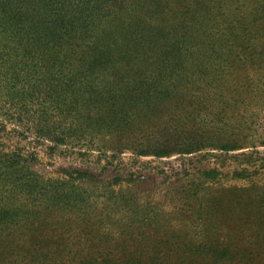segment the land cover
<instances>
[{
	"label": "rangeland",
	"instance_id": "374dc122",
	"mask_svg": "<svg viewBox=\"0 0 264 264\" xmlns=\"http://www.w3.org/2000/svg\"><path fill=\"white\" fill-rule=\"evenodd\" d=\"M223 2L143 0L130 11L142 20L164 17L159 26L202 31L208 35L206 50L218 43L211 58L206 50V58L187 56L190 78L179 91L163 79L169 85L155 87L163 97L153 107L122 109L117 96L131 78L142 77L149 84L171 76L154 71L158 58L146 36L124 50L126 58H135L130 65L107 67L90 79L81 76L82 89L70 96L48 92L44 84L70 69L71 61L76 68L79 48L72 58L37 65L32 94L46 110L71 109L57 119L63 128L81 126L77 120L84 119L88 128L79 130L81 143L90 144L66 153L33 144L37 159L31 167L44 178L86 172L90 183L112 185L118 196L122 192L131 201L129 208L119 209L102 189L89 190L83 200L91 208L80 216L44 211L33 224L9 226L4 232L0 228V264L17 254H30L24 262L33 257L40 261L61 255L78 239L89 244L97 236L110 240L115 235L129 251L155 242L186 251L190 240L208 242L210 250L191 264H264V0ZM223 15L229 20L214 41V27ZM168 29L162 28L165 33ZM137 67V73L125 74ZM7 108L0 109V119ZM211 169L217 175L205 176ZM5 202L15 203L8 195ZM214 250L220 258L211 254Z\"/></svg>",
	"mask_w": 264,
	"mask_h": 264
},
{
	"label": "trees",
	"instance_id": "16d2710c",
	"mask_svg": "<svg viewBox=\"0 0 264 264\" xmlns=\"http://www.w3.org/2000/svg\"><path fill=\"white\" fill-rule=\"evenodd\" d=\"M142 1L0 0V102L4 101L0 109L8 106L4 118L0 119V204H3L0 206L5 207L0 208V228L3 232L9 230V226L33 224L44 211L80 216L91 208L83 200L89 190L102 189V193L119 209L129 208L127 200L131 201L130 197H124L122 192L118 196L112 185L90 183L91 177L86 172L72 170L64 172L62 178H44L31 167L37 159L33 144L45 145L51 153L72 152L81 145L90 144L81 143L83 136L79 130L83 126L88 128L84 119L77 120L81 126L63 128L56 123L71 111L70 108L53 111L43 108L32 94L35 87L32 73L43 62L72 58L75 47L79 48V53H74L80 57L75 61L76 68L71 61L70 69L60 70L56 78L44 84L48 92L70 96L82 89L79 83L81 76L90 79L107 67L111 71L113 67L130 65L128 61L135 58H126L124 50L146 36L150 40V50L158 58L154 71H167L171 76L158 77L149 84H145L142 77L129 79L117 91L119 106L127 110L155 106L163 97L155 87L166 89L168 83L163 80L165 78L171 81V90L179 91L190 78L187 56L206 58V51H210L208 58H211L218 49V43L208 46L214 50H206L208 35L202 31L183 29L178 25L172 29L175 24L171 27L167 23L159 26L160 22H165L164 17L142 20L137 11L130 12ZM228 17L223 15L214 27L217 36L214 41L220 36ZM164 27L169 28L167 33L162 30ZM168 35L170 37L166 38ZM158 42L162 45L157 46ZM79 64L82 65L78 67ZM140 69L137 67L125 74L137 73ZM40 95L43 97V93ZM181 153L190 152L182 150ZM180 165L185 164L181 161ZM217 173L211 169L204 175L213 177ZM7 195L12 197L14 204L9 206L5 202ZM19 199L24 202H19ZM107 237L97 236V240L89 244L78 239L67 245V251H61V255L40 261L33 257L24 262L30 254H17L5 264H191L204 249L208 252L211 248L208 242L190 240L184 244L186 251L168 250L156 242L142 244L141 250L134 248L129 251L120 236L115 235L110 240ZM219 253L217 250L211 252L217 256Z\"/></svg>",
	"mask_w": 264,
	"mask_h": 264
}]
</instances>
